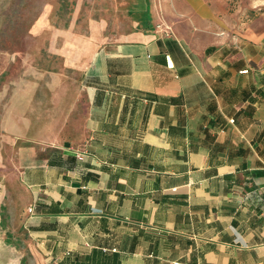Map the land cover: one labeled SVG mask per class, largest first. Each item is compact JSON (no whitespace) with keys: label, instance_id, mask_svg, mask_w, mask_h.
<instances>
[{"label":"crops","instance_id":"0c3cea01","mask_svg":"<svg viewBox=\"0 0 264 264\" xmlns=\"http://www.w3.org/2000/svg\"><path fill=\"white\" fill-rule=\"evenodd\" d=\"M171 5L172 34L89 43L80 122L21 152L48 264H264V12Z\"/></svg>","mask_w":264,"mask_h":264},{"label":"rangeland","instance_id":"374dc122","mask_svg":"<svg viewBox=\"0 0 264 264\" xmlns=\"http://www.w3.org/2000/svg\"><path fill=\"white\" fill-rule=\"evenodd\" d=\"M209 1L236 28L264 12V0ZM171 4L0 0V264H48L24 232L19 158L24 149L49 146L60 126L80 122L88 45L160 26L172 34Z\"/></svg>","mask_w":264,"mask_h":264},{"label":"built area","instance_id":"2783aa9c","mask_svg":"<svg viewBox=\"0 0 264 264\" xmlns=\"http://www.w3.org/2000/svg\"><path fill=\"white\" fill-rule=\"evenodd\" d=\"M166 33H168V31H165ZM241 72H246V70H242ZM76 157L78 158V159H82L83 158V156H82V153H76ZM31 210V208H29L28 209V211H30Z\"/></svg>","mask_w":264,"mask_h":264}]
</instances>
